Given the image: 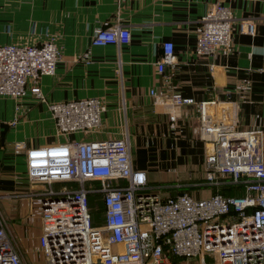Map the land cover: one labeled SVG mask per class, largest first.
<instances>
[{
    "label": "built area",
    "instance_id": "built-area-1",
    "mask_svg": "<svg viewBox=\"0 0 264 264\" xmlns=\"http://www.w3.org/2000/svg\"><path fill=\"white\" fill-rule=\"evenodd\" d=\"M231 19L228 5L213 2L199 17L195 53L211 57L226 47ZM236 29L252 34L253 22L240 18ZM129 39V28L113 23L95 27L90 42L105 46ZM59 58L53 37L0 43V95L17 101L30 93L42 99L38 79L52 74ZM173 61V44L164 39L155 67L163 73ZM170 74L163 76L167 80ZM149 94L153 102L167 105L170 120L181 105L194 106L193 130L205 152L202 174L190 185L209 193L161 194L179 183H149L146 171L131 165L126 132L84 136L100 128L104 105L97 97L48 101L54 133L63 139L12 145L13 152L24 155L31 185L18 194L39 200V252L51 264H264L263 130L237 126V102L229 93L223 99L195 100L177 90L150 87ZM236 185L242 187L238 194L221 191ZM90 204L99 209L100 223H92ZM0 264H28L1 209Z\"/></svg>",
    "mask_w": 264,
    "mask_h": 264
},
{
    "label": "crops",
    "instance_id": "crops-1",
    "mask_svg": "<svg viewBox=\"0 0 264 264\" xmlns=\"http://www.w3.org/2000/svg\"><path fill=\"white\" fill-rule=\"evenodd\" d=\"M216 1L231 11L229 42L211 57L198 55L199 17ZM240 18L253 22L252 34L236 29ZM113 23L129 28V41L92 45L93 29ZM47 37L60 47V58L52 74L38 79L43 98L26 93L16 101L0 95V209L23 253L39 252V200L18 194L31 185L24 155L13 152L12 145L63 139L54 133L48 101L97 97L104 105L101 125L84 136L126 132L133 167L144 169L151 181L179 183L163 195L209 193L190 185L202 174L205 149L193 130L194 106L181 105L170 120L167 105L152 101L150 87L195 100L223 99L229 93L237 102V126L264 132V0H0V43H38ZM164 39L172 42L174 54L172 67L163 70L171 71L167 80L155 67Z\"/></svg>",
    "mask_w": 264,
    "mask_h": 264
},
{
    "label": "rangeland",
    "instance_id": "rangeland-1",
    "mask_svg": "<svg viewBox=\"0 0 264 264\" xmlns=\"http://www.w3.org/2000/svg\"><path fill=\"white\" fill-rule=\"evenodd\" d=\"M147 180H148L149 183H153V184L160 183V181L159 182L158 181H151L152 178H151V180H149L148 176H147ZM153 190L158 191V192L161 191V189H153ZM92 202H95V201H92ZM90 205L92 207V204H90ZM0 206H1V199H0ZM94 218H95L94 219L95 220V224L101 222V214H100L99 211L96 212V215L94 216ZM23 254H24L28 264H51V262L49 260L44 259L43 255L40 252H38L37 255H35L33 252L30 253V252H27V251L24 252Z\"/></svg>",
    "mask_w": 264,
    "mask_h": 264
},
{
    "label": "trees",
    "instance_id": "trees-1",
    "mask_svg": "<svg viewBox=\"0 0 264 264\" xmlns=\"http://www.w3.org/2000/svg\"><path fill=\"white\" fill-rule=\"evenodd\" d=\"M221 191L225 194H228V193H235V194H238L242 191V187L241 185H236V186H224L222 187ZM91 200V199H90ZM99 211L96 210V209H93L92 207L90 208V212H91V221L92 223H95V218L94 216L96 215V212Z\"/></svg>",
    "mask_w": 264,
    "mask_h": 264
}]
</instances>
